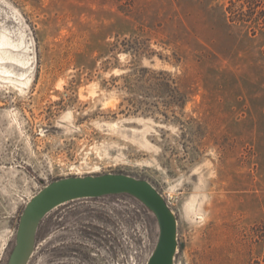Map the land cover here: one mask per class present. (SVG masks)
Instances as JSON below:
<instances>
[{"label": "rangeland", "instance_id": "1", "mask_svg": "<svg viewBox=\"0 0 264 264\" xmlns=\"http://www.w3.org/2000/svg\"><path fill=\"white\" fill-rule=\"evenodd\" d=\"M228 7L0 0V264L44 186L106 173L165 199L172 264H264V17ZM159 234L131 193L77 198L44 215L27 264H146Z\"/></svg>", "mask_w": 264, "mask_h": 264}, {"label": "water", "instance_id": "2", "mask_svg": "<svg viewBox=\"0 0 264 264\" xmlns=\"http://www.w3.org/2000/svg\"><path fill=\"white\" fill-rule=\"evenodd\" d=\"M128 192L142 200L156 214L160 234L146 264H172L177 248L176 218L165 199L149 181L122 173L65 177L44 186L27 203L20 217L10 264H27L41 219L54 207L77 198Z\"/></svg>", "mask_w": 264, "mask_h": 264}, {"label": "trees", "instance_id": "3", "mask_svg": "<svg viewBox=\"0 0 264 264\" xmlns=\"http://www.w3.org/2000/svg\"><path fill=\"white\" fill-rule=\"evenodd\" d=\"M228 10L233 19L257 22L264 17V0H229Z\"/></svg>", "mask_w": 264, "mask_h": 264}, {"label": "bare ground", "instance_id": "4", "mask_svg": "<svg viewBox=\"0 0 264 264\" xmlns=\"http://www.w3.org/2000/svg\"><path fill=\"white\" fill-rule=\"evenodd\" d=\"M0 59H2V57H0Z\"/></svg>", "mask_w": 264, "mask_h": 264}]
</instances>
